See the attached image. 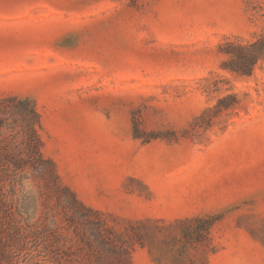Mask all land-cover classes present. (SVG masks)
Segmentation results:
<instances>
[{
	"label": "rangeland",
	"instance_id": "374dc122",
	"mask_svg": "<svg viewBox=\"0 0 264 264\" xmlns=\"http://www.w3.org/2000/svg\"><path fill=\"white\" fill-rule=\"evenodd\" d=\"M263 38L264 0H0V97L131 264H264Z\"/></svg>",
	"mask_w": 264,
	"mask_h": 264
},
{
	"label": "trees",
	"instance_id": "16d2710c",
	"mask_svg": "<svg viewBox=\"0 0 264 264\" xmlns=\"http://www.w3.org/2000/svg\"><path fill=\"white\" fill-rule=\"evenodd\" d=\"M251 48L238 57L239 74L250 75L264 58V38ZM41 129L34 99L0 97V264H75L78 242L96 253L97 264H131L132 252L103 233L113 229L91 217L102 213L64 184L43 151Z\"/></svg>",
	"mask_w": 264,
	"mask_h": 264
}]
</instances>
